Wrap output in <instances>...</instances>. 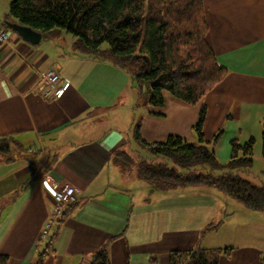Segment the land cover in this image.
Listing matches in <instances>:
<instances>
[{
    "label": "crops",
    "instance_id": "1",
    "mask_svg": "<svg viewBox=\"0 0 264 264\" xmlns=\"http://www.w3.org/2000/svg\"><path fill=\"white\" fill-rule=\"evenodd\" d=\"M9 3L0 0V25L10 36L0 44V139L12 138L30 155L36 152L37 163L33 170L32 160L0 162V255L7 264H30L45 240L54 202L42 181L67 184L77 197L75 206L63 209L68 216L43 264H90L105 246L110 264H168L170 252L196 248L230 249L218 264H264V212L248 211L207 188L154 191L112 159L133 139L137 123L141 139L150 144L170 136L195 142L192 127L201 103L187 106L164 94L163 108L145 107L127 72L75 52L69 35L41 37L37 45L21 39L2 24H17L8 18ZM203 4L208 44L227 71L202 100L203 140L225 164L220 161L224 156L229 161L231 141L253 139L250 168L259 163L261 179L255 184L243 179L261 186L264 0ZM50 70L67 83L53 99L44 96L41 84ZM46 161L53 164L42 174ZM210 225L212 231L204 232Z\"/></svg>",
    "mask_w": 264,
    "mask_h": 264
},
{
    "label": "trees",
    "instance_id": "2",
    "mask_svg": "<svg viewBox=\"0 0 264 264\" xmlns=\"http://www.w3.org/2000/svg\"><path fill=\"white\" fill-rule=\"evenodd\" d=\"M8 18L41 34L42 39L63 32L74 39L75 52L127 72L145 107L163 108L164 94L187 106L201 103L192 127L193 143L175 136L147 143L141 139L137 123L132 131L135 143L164 162L132 160L124 151H117L112 159L123 169L134 170L138 179L157 192L207 188L234 199L248 211L264 212V185L255 186L239 176L252 166L253 139L244 144L231 141V155L225 164L218 162L203 140L206 108L202 100L227 73L207 41L203 0H10ZM29 151L12 138L0 139V162L32 160L35 170L37 160ZM52 164L46 161L42 174L49 172ZM76 203L77 197L70 205ZM64 208L55 232L40 241L30 264L44 263L68 216ZM213 228L210 225L204 232ZM229 250L172 251L168 264H218L219 257ZM7 261L0 255V264ZM90 264H110L106 246L93 255Z\"/></svg>",
    "mask_w": 264,
    "mask_h": 264
},
{
    "label": "built area",
    "instance_id": "3",
    "mask_svg": "<svg viewBox=\"0 0 264 264\" xmlns=\"http://www.w3.org/2000/svg\"><path fill=\"white\" fill-rule=\"evenodd\" d=\"M9 39L8 32L0 25V44L8 43ZM41 84L44 96L49 99H53L54 93L57 95L67 87V83L53 70L47 71L41 76ZM41 184L54 202L53 211L49 215V221L42 232V237H45L48 235L53 223L62 214V208L76 201V194L73 188L67 184L50 186L46 181H42Z\"/></svg>",
    "mask_w": 264,
    "mask_h": 264
},
{
    "label": "rangeland",
    "instance_id": "4",
    "mask_svg": "<svg viewBox=\"0 0 264 264\" xmlns=\"http://www.w3.org/2000/svg\"><path fill=\"white\" fill-rule=\"evenodd\" d=\"M65 34V33H64ZM71 37V36H69ZM228 135H225V137H228ZM124 152L130 157L132 158V160H144L146 162H151V163H163L164 161L161 159H157L154 158L151 154H149L147 151L141 149L133 139L130 140V143L125 147ZM36 152H34L35 154ZM38 153V152H37ZM228 160L227 156H224L222 161L220 162H224L226 163ZM168 166H172L170 163H168ZM258 169H260V165L259 163L255 162V167L253 169L248 168L245 169L243 171L239 172V176H241V178H248L251 182H253L254 184L260 180L261 178H258L260 176H258L257 171H259ZM247 171H249V173H246ZM136 173V172H135ZM246 173V174H244ZM144 183V182H142ZM234 200V199H233ZM212 231V230H211Z\"/></svg>",
    "mask_w": 264,
    "mask_h": 264
},
{
    "label": "water",
    "instance_id": "5",
    "mask_svg": "<svg viewBox=\"0 0 264 264\" xmlns=\"http://www.w3.org/2000/svg\"><path fill=\"white\" fill-rule=\"evenodd\" d=\"M2 24L31 45H37L41 40V34L34 32L29 28L18 24H10L8 22H3Z\"/></svg>",
    "mask_w": 264,
    "mask_h": 264
}]
</instances>
